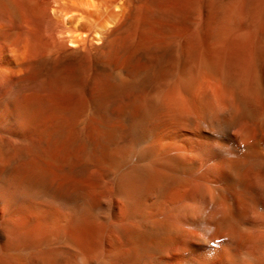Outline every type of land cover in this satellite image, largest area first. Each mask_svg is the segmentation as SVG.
I'll return each mask as SVG.
<instances>
[{"label": "bare ground", "instance_id": "obj_1", "mask_svg": "<svg viewBox=\"0 0 264 264\" xmlns=\"http://www.w3.org/2000/svg\"><path fill=\"white\" fill-rule=\"evenodd\" d=\"M240 159L264 163V0H0V264H264Z\"/></svg>", "mask_w": 264, "mask_h": 264}, {"label": "clouds", "instance_id": "obj_2", "mask_svg": "<svg viewBox=\"0 0 264 264\" xmlns=\"http://www.w3.org/2000/svg\"><path fill=\"white\" fill-rule=\"evenodd\" d=\"M154 103L164 110L166 115H171L176 111L182 109V105L176 100L169 90L162 89L152 96ZM235 167L238 170V178L246 181L250 186L256 188L259 192L264 193V173L261 169L264 168V163L257 164L248 160L240 159L235 162ZM233 175H237L233 173ZM211 195H214L211 193ZM217 211L223 218H229L231 215L230 206L222 200L217 204ZM251 217L254 220L264 222V213L259 211L250 210ZM231 232L229 225L225 234ZM241 239H248L252 245L259 246L264 251V227L258 228H243L239 234ZM251 264V262H247Z\"/></svg>", "mask_w": 264, "mask_h": 264}]
</instances>
